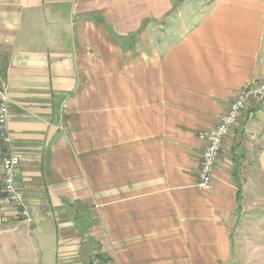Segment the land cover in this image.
Here are the masks:
<instances>
[{"label":"crops","instance_id":"crops-1","mask_svg":"<svg viewBox=\"0 0 264 264\" xmlns=\"http://www.w3.org/2000/svg\"><path fill=\"white\" fill-rule=\"evenodd\" d=\"M142 4L0 0L29 214L0 207V264H264V108L240 114L196 186L197 133L264 79V0Z\"/></svg>","mask_w":264,"mask_h":264},{"label":"built area","instance_id":"built-area-1","mask_svg":"<svg viewBox=\"0 0 264 264\" xmlns=\"http://www.w3.org/2000/svg\"><path fill=\"white\" fill-rule=\"evenodd\" d=\"M254 103L264 108V79L241 88L216 125L212 129L197 133V138L204 143L197 171V188H210L224 140L237 124L240 114ZM7 106L8 96L0 88V207L13 208L20 218L27 219L28 205L21 188L15 181L19 158L11 150V138L7 128Z\"/></svg>","mask_w":264,"mask_h":264},{"label":"rangeland","instance_id":"rangeland-1","mask_svg":"<svg viewBox=\"0 0 264 264\" xmlns=\"http://www.w3.org/2000/svg\"><path fill=\"white\" fill-rule=\"evenodd\" d=\"M142 1L143 0H130V10L132 13H135L139 10V7H141L143 5ZM240 170H241V174L244 175L245 177H248L250 175L249 170H246L244 172L243 165L240 166ZM248 178H250V177H248ZM260 206H264V202L260 203Z\"/></svg>","mask_w":264,"mask_h":264}]
</instances>
